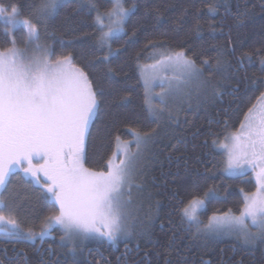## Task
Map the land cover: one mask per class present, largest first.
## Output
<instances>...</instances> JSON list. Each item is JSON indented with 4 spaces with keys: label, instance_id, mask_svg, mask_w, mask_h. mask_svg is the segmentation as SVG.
I'll use <instances>...</instances> for the list:
<instances>
[{
    "label": "trees",
    "instance_id": "16d2710c",
    "mask_svg": "<svg viewBox=\"0 0 264 264\" xmlns=\"http://www.w3.org/2000/svg\"><path fill=\"white\" fill-rule=\"evenodd\" d=\"M0 2L17 4L22 17H27L29 5L37 0ZM93 2L96 7L90 12H81L65 22V15L72 11L70 7L48 22L46 29L39 28L40 40L53 53L52 59L71 53L76 66L85 71L99 89V110L86 140L85 166L106 170V161L115 151L117 137L131 141L135 133L142 136L148 133L154 140L149 164L145 165L147 203L142 224L114 248L105 242H92L81 246L83 251L78 250L75 258L80 264H94L98 260L101 264L104 260L108 264H202L205 260L209 264H264V239L244 244L237 238L209 237L202 228L211 217L223 216L229 210V215H240L245 196L257 189L251 174L241 177L224 174L225 155L216 144L240 129L248 110L264 92V73L261 72L264 7L260 0H124L126 8L135 5V10L126 20L124 34L109 42L115 54L107 61L103 56L108 47L98 45L101 29L96 17L98 13L111 11L113 3L111 0ZM209 4L217 7V14H209ZM238 5L250 8V14L239 28L234 23ZM226 6L230 12H225ZM157 14L165 27L156 26ZM178 18L183 26L175 31L174 21ZM197 23L201 28L199 36L193 31ZM9 30L0 21V51L11 47L13 38L16 47L24 49L26 30L22 26L14 32ZM217 49L223 53L226 70L211 78L209 98L201 102L198 112L185 113L186 123L178 126L157 121L147 108L140 67L154 61L155 54L174 51H184L198 66L204 58L214 64ZM202 52L207 55L201 56ZM241 58L243 66L238 63ZM205 76L208 79L207 71ZM10 188L17 223L24 232L39 233L58 206L51 200L44 201L39 191L28 183L21 181ZM209 189L214 194L209 193ZM1 194L6 198L5 192ZM194 196L205 202L199 231L182 213V207ZM49 232L54 235V242H17L14 245L0 242V259L9 264L18 259L15 252L23 251L36 264L37 250H47L51 246L62 260H70L72 253L61 246L63 232L59 228Z\"/></svg>",
    "mask_w": 264,
    "mask_h": 264
},
{
    "label": "snow or ice",
    "instance_id": "6c2138e0",
    "mask_svg": "<svg viewBox=\"0 0 264 264\" xmlns=\"http://www.w3.org/2000/svg\"><path fill=\"white\" fill-rule=\"evenodd\" d=\"M260 4L264 7V0H260ZM70 7L72 11L65 15V22L81 12L92 11L96 5L93 0H37L29 5V16L22 17L17 4L5 5L0 2V21L10 25V32L22 26L27 33L25 43L29 45L39 41L40 27L46 29L48 22ZM134 10L135 5L125 8L117 0L113 11L108 14L110 23L107 31H103V18L97 15L96 23L101 25L98 45L108 47L104 61L115 54L109 41L124 31V21ZM156 11L158 13L159 10ZM208 12L215 15L218 9L214 4H209ZM225 12H230V8L226 6ZM249 14L248 5L243 8L238 5L234 13L235 26L242 27ZM174 23L177 25L175 31L183 26L179 18ZM156 26L165 27L159 14L156 16ZM193 31L200 35L199 23ZM63 43L61 41V45ZM36 47L39 49L41 45L37 43ZM43 51V58L27 59L25 52L16 48L14 38L11 47L0 51V193L7 190L9 178L17 167H23L26 163L27 167H23L25 173L33 176L43 173L44 198L53 201L58 209L47 218L46 227L39 233L24 232L13 217L9 204L0 197V236L3 237L0 242L13 245L20 241L35 243L37 237L43 241L50 234V229L59 226L63 232L61 246L72 253V258L62 260L49 246L47 250H37L39 259L36 264H80L75 258L78 250L83 251L78 241L107 242L115 246L121 239L132 235L126 214L129 201L125 200V196L130 199L129 179L139 149L149 134H134L135 153L128 143H121L117 137L115 151L106 161V170L86 167L84 145L89 126L99 110V89L88 74L76 66L71 53L50 60L53 53L49 49ZM200 55L206 56L207 53ZM244 55L247 56V53ZM251 62L249 56L248 63ZM238 63L243 66V59ZM157 65L164 71L172 69L178 72L185 82L196 80L204 85H211V78L226 70L220 49L216 50L214 64L209 58H204L198 66L197 61L184 51H174L158 59ZM205 71L208 72V79H202ZM261 72L264 73V59L261 60ZM257 103L260 108L253 105L248 110L240 124V131L225 137L227 142L220 145L227 155L225 172L228 176L244 175L248 171L244 165H250L252 170L259 169L256 173L257 191L245 196L239 217L230 216L229 210L222 217H211L207 226L215 233L233 231L236 224L243 225L245 218H249L257 232L244 231L246 243L254 242L257 238L264 239V92L260 93ZM216 143L214 140L213 144ZM120 156L123 158L117 163ZM33 159L37 160V167L33 166ZM209 193H213V190L209 189ZM203 205L204 201L194 196L182 207L183 217L196 224L198 231L196 212ZM125 247L127 249V245ZM4 254L7 255L6 250ZM15 255L18 259L9 264H20V260L23 264H33L26 252L17 251ZM0 264H4L3 259H0ZM94 264H101V261ZM103 264H108V261L104 260ZM202 264L209 262L205 260Z\"/></svg>",
    "mask_w": 264,
    "mask_h": 264
},
{
    "label": "rangeland",
    "instance_id": "374dc122",
    "mask_svg": "<svg viewBox=\"0 0 264 264\" xmlns=\"http://www.w3.org/2000/svg\"><path fill=\"white\" fill-rule=\"evenodd\" d=\"M111 1L113 3V9H114V7L116 6L117 0H111ZM120 2L125 7L124 0H120ZM113 9L109 11L108 13H104V14L98 13L103 18V21H104L103 31L108 30L107 26L110 23V18L108 14L112 12ZM127 18L124 21L123 27L125 26ZM7 26L10 28V25H7ZM98 26L101 29V25L98 24ZM122 34H124V31L122 33L114 35L111 39L117 36H120ZM37 43L41 45V48L38 49L36 47ZM16 48L20 50L21 52H25L27 59L43 58L45 55L43 49H48L45 43L42 42L40 39L36 43L26 45L24 49H20L18 47ZM163 55H166V54L153 55L154 57L152 56V58L153 59L156 58L154 61H152L151 63L147 65H142L140 67L141 81L145 88L146 104H147V108L149 112L151 113V115L157 121H159L160 123L164 125H167V124L174 125L175 124L176 126H178L181 123L183 124L186 123L187 118L184 117L185 113L196 114L198 112V107L201 105V102L209 98L208 94L210 90H209L208 85H204L196 80L185 82L184 79L180 77V74L178 72H174V70L172 69L164 71L159 65H157V60L160 59ZM49 59L53 60L52 57H50ZM202 79H206V76L204 75ZM178 85L179 87H177ZM256 106H257V109L260 108V105L258 103H256ZM93 121L91 122L89 126V130H90V127ZM239 131L240 129L236 133H233V134H237ZM233 134H230L228 137H231ZM145 139H146V142L143 143L139 149V154L136 157L134 170L129 179V187L131 190L130 199L127 195L125 196V200L129 201L126 214L128 217L127 224L129 226V230L131 231V233L135 230L134 229L135 227H138L142 224V222L144 221V216L146 212L145 209H146V203H147L146 201L147 196L145 194L146 193L145 192V181H146L145 165L147 166L150 161V155H151L150 147L154 140V137L147 136ZM86 140H87V137H86ZM86 140H85L84 150L86 146ZM120 141L121 143H128L132 152L134 153L137 152V149L135 148V144H134V139L131 141H122V140ZM226 142L227 141L224 139L223 141L216 144V148L222 151L225 155V159H226L225 168H226V163H227V155L224 149L220 147V145ZM121 158L123 157L120 156L116 162L118 163L119 159ZM40 163H43V161H40ZM33 166L34 167L38 166L36 159H33ZM23 167H27V164L25 163ZM23 167H19V166L17 167V170L9 178L7 190L4 191L6 198H3V199L5 200L6 203L9 204L12 210V215L15 219H16L17 214L14 211V205L12 204L13 200L10 198L11 195L13 196L12 188H10L11 185H15V184L17 185L21 181L28 183L30 186L34 187L35 189L39 191V194L44 199V201L46 200L44 198L45 188L42 187V185L45 183V178L43 176V173H37L36 176H33L31 173H25L23 171ZM244 167H246L248 171L242 176L251 174L257 185L256 173L259 171V169L252 170L250 165H244ZM224 174L228 176L225 172V169H224ZM228 177H241V176H228ZM37 180H39V182H37ZM125 191H127V189H125ZM4 192L2 193L4 194ZM0 197H2L1 193H0ZM9 199L11 200L9 201ZM204 209H205V202H204V205L198 208L196 212V215L199 221V226L201 225L200 214ZM240 215H230V216L239 217ZM216 217H222V216H216ZM190 223L193 224L195 227H197L196 224H194L193 222H190ZM208 224L202 227L204 233L207 236L212 237V238H237L240 241H242L244 244H248L245 242V239L243 237L244 231H247L249 233L257 232L256 227L252 225L251 220L249 218H245V223L243 225L236 224L235 230L224 231L221 233H215L209 230L207 227ZM215 226H216L215 221H213V227ZM56 228H59V226H57ZM60 230L62 231V229ZM0 238H3V237L0 236ZM121 240H125V239H121ZM258 240L260 239L257 238L254 242ZM92 242L96 243V241H83L82 243L78 241L77 243L80 244V247H81V246L90 244ZM97 243H100V242H97Z\"/></svg>",
    "mask_w": 264,
    "mask_h": 264
},
{
    "label": "flooded vegetation",
    "instance_id": "af4514ba",
    "mask_svg": "<svg viewBox=\"0 0 264 264\" xmlns=\"http://www.w3.org/2000/svg\"><path fill=\"white\" fill-rule=\"evenodd\" d=\"M1 240H3V238H0ZM46 240H48V241H51V242H54V240H55V238H54V235L52 234V233H50L49 234V237H46V238H44V240L43 241H38L37 243H40V244H43ZM20 242H22V241H20ZM122 243L123 242H125V241H121ZM36 243V242H35ZM100 243H103V242H100ZM105 243H107V242H105ZM108 244V243H107ZM119 243H117V245H118ZM110 245V244H109ZM117 245H115V246H117ZM110 246H112L113 248L115 247V246H113V245H110Z\"/></svg>",
    "mask_w": 264,
    "mask_h": 264
},
{
    "label": "water",
    "instance_id": "95a60500",
    "mask_svg": "<svg viewBox=\"0 0 264 264\" xmlns=\"http://www.w3.org/2000/svg\"><path fill=\"white\" fill-rule=\"evenodd\" d=\"M46 237H49V235L46 236ZM46 237H44V238H46ZM43 240H44V239H43ZM38 241H41V240L39 239V237H37V240H36L35 242H38ZM22 242H24V243H28V244H33V242H30V241H22Z\"/></svg>",
    "mask_w": 264,
    "mask_h": 264
}]
</instances>
